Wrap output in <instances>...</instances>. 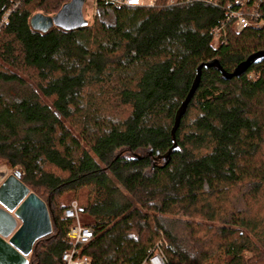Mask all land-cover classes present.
<instances>
[{"label": "trees", "instance_id": "16d2710c", "mask_svg": "<svg viewBox=\"0 0 264 264\" xmlns=\"http://www.w3.org/2000/svg\"><path fill=\"white\" fill-rule=\"evenodd\" d=\"M171 1L99 0L87 28L42 34L31 19L71 0H0V166L53 230L29 264H64L70 200L94 231L92 264H142L160 243L170 264H264V63L231 81L204 68L234 73L264 52V30L229 29L213 49L237 0Z\"/></svg>", "mask_w": 264, "mask_h": 264}, {"label": "water", "instance_id": "95a60500", "mask_svg": "<svg viewBox=\"0 0 264 264\" xmlns=\"http://www.w3.org/2000/svg\"><path fill=\"white\" fill-rule=\"evenodd\" d=\"M86 1L71 0L53 18L41 14L34 16L30 22L32 30L47 34L53 28L65 32L87 28L89 24L83 13ZM262 63H264V52L250 57L232 74L226 73L218 62L210 63L204 68H215L225 80L231 81L245 75L251 66ZM202 69L203 67L198 69L194 85L179 110L172 133L174 141L181 120L198 90ZM174 148H177L176 144ZM170 155L171 152L167 157ZM0 206V264H29V257L35 244L52 235V223L47 206L16 176L0 180Z\"/></svg>", "mask_w": 264, "mask_h": 264}, {"label": "built area", "instance_id": "2783aa9c", "mask_svg": "<svg viewBox=\"0 0 264 264\" xmlns=\"http://www.w3.org/2000/svg\"><path fill=\"white\" fill-rule=\"evenodd\" d=\"M94 1V12L98 7L99 0ZM112 7L121 8H140L143 6L142 0H106ZM200 0H197L199 2ZM192 0H173L169 3L170 6L193 3ZM236 9L228 7L226 20L212 32L214 37L213 49L228 43L229 32L240 34L246 30H264V2L261 0H237ZM153 6V5H152ZM13 11L8 12L4 17V23H7L8 18ZM9 167H7L8 169ZM13 174L12 169H10ZM15 176V175H14ZM65 218L75 222L69 232V239L72 240V249L63 255L62 261L64 264H92L91 260L84 256V249L94 240V232L87 227L86 222H81L77 203L69 202L68 209L64 214ZM142 264H169L164 256L162 244H158L144 260Z\"/></svg>", "mask_w": 264, "mask_h": 264}, {"label": "rangeland", "instance_id": "374dc122", "mask_svg": "<svg viewBox=\"0 0 264 264\" xmlns=\"http://www.w3.org/2000/svg\"><path fill=\"white\" fill-rule=\"evenodd\" d=\"M154 1L155 0H142V4L144 7H152V5L154 4ZM83 13H84V18L88 22V24H93L94 16H95L94 1L93 0H87L86 1V4H85L84 9H83ZM1 167L2 168L0 169V180L8 178L9 176H14L11 173L10 168L6 169L5 165H3ZM66 201H68V200H66Z\"/></svg>", "mask_w": 264, "mask_h": 264}, {"label": "bare ground", "instance_id": "6f19581e", "mask_svg": "<svg viewBox=\"0 0 264 264\" xmlns=\"http://www.w3.org/2000/svg\"><path fill=\"white\" fill-rule=\"evenodd\" d=\"M1 167V166H0ZM32 193V192H31ZM69 202H75V203H77V201H74V200H70ZM68 202V203H69ZM77 206H78V203H77ZM0 208H1V206H0ZM78 210H79V207H78ZM64 214H65V212H64ZM64 218H65V216H64ZM79 218H80V220H81V222H85L82 218H81V216H79ZM66 219V218H65ZM67 220V219H66ZM68 221H70V220H68ZM70 222H72V224H73V227H75V222L74 221H70ZM72 227V228H73ZM87 227H88V224H87ZM71 228V229H72ZM89 228V227H88ZM92 231H93V229L92 228H90ZM94 232V231H93ZM71 240V239H70ZM72 241V240H71ZM73 247V246H72ZM86 249V248H85ZM85 249H84V251H85ZM165 256V255H164ZM30 258V257H29ZM166 258V257H165ZM167 259V258H166ZM168 261V260H167ZM169 263V262H168ZM170 264V263H169Z\"/></svg>", "mask_w": 264, "mask_h": 264}, {"label": "crops", "instance_id": "0c3cea01", "mask_svg": "<svg viewBox=\"0 0 264 264\" xmlns=\"http://www.w3.org/2000/svg\"><path fill=\"white\" fill-rule=\"evenodd\" d=\"M2 167H0V169H1ZM5 168L7 169V167L5 166Z\"/></svg>", "mask_w": 264, "mask_h": 264}]
</instances>
